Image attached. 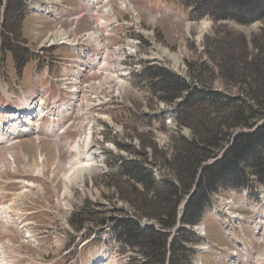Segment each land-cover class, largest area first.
<instances>
[{"label":"rangeland","instance_id":"374dc122","mask_svg":"<svg viewBox=\"0 0 264 264\" xmlns=\"http://www.w3.org/2000/svg\"><path fill=\"white\" fill-rule=\"evenodd\" d=\"M65 1L76 4V0ZM128 1L130 2V6ZM213 1L215 3L214 6H217L221 0ZM110 4L115 9L114 15L119 18L118 20L122 21L123 13L118 8L120 6V0H110ZM127 5L131 14L125 15L132 16L134 14L140 21L137 26L141 34V40H138L140 42L139 47L142 50L138 55L140 61L145 63L153 60L152 62L155 63V60H158V65L156 66L168 70L185 80L187 79L191 85H196L193 83L195 80H193L194 76L191 74V65L194 68L195 65L205 64L209 66L207 67L210 71H214L215 73L213 76L210 73L207 74V76L211 75L212 79L209 82L213 89L230 96H239L241 95L239 87L241 79L239 78L243 72L241 62L244 60L247 61L248 59L250 61L251 58L253 62L257 58L264 60V19L247 25L239 24L235 20L215 21L209 16L195 20L191 18L189 9L182 6L178 0H127ZM211 6L213 5L211 4ZM18 13L19 9L17 10L15 8L9 13V17L13 19H9L4 25L2 22V28L5 27L3 29L5 30V39L2 37L1 43H7V38L11 40L17 49H20V43L13 42L15 39V29L11 27L10 23L11 21H15ZM38 19H40L38 16L30 14L26 20L25 18L23 19V22L24 20L25 22H22L20 27V32L25 37L23 38L22 35V38L32 50L36 49L38 43L35 40V31L39 23L38 21H40ZM82 22L81 30L93 28L92 21L90 26L89 17L84 18ZM131 22L134 24L135 21L131 19ZM54 26L56 28L54 23L49 22L45 26V30L41 33V36H44ZM116 32L121 34V36L130 35L126 28H118ZM79 34L85 35V32ZM54 38L56 39L57 36ZM254 40H256V43ZM112 41L113 46L118 43H125L118 37L113 38ZM49 42L51 43L52 40H49ZM131 42L132 40L129 43ZM96 44L98 45V43ZM98 46L101 45L99 44ZM129 46L123 49L125 50ZM57 52L65 58L72 57L70 49L62 47L58 48ZM85 52L86 54L90 53L93 59V55L95 54L88 51ZM233 66L236 69V73L234 74L236 79L233 80V83H227L228 79L226 77L231 75ZM36 70L37 63L33 61L25 67L22 83L25 90H31L35 87L34 75ZM18 76L19 74H17L15 69L11 53L8 51H0V91L3 88L6 89L8 86L6 90L13 93V83L14 80H18ZM95 77L99 79V85L95 83L97 81L90 82L91 92L96 94L97 92H101V88L103 91L108 90V86L104 83V80L100 76L95 75ZM150 81L151 79L148 76H144L143 78L139 77L137 80H134L133 87L126 90L129 84L124 91L121 90L123 100L118 102L115 109L112 110L110 114L111 120L105 124V130L102 132L104 143L101 144L103 151L106 153L107 160L110 158L111 163L116 164L126 159H136L137 157L151 172L154 173V170H157L159 173H165L167 177H170L167 171L169 170V166H164L166 170L161 168L158 165L159 159L161 157L166 160L171 159L174 153L172 148V145H174L173 140L179 136L190 139L193 135L194 128L193 126L180 127L177 120L180 112L178 109L177 112L170 111L173 108V104L160 102L159 98H154L153 96H146L147 91L143 83H147L148 85ZM125 91H127L126 95ZM188 93V91L183 92L182 97L173 102L180 103L184 101ZM162 95L159 94L160 97ZM4 98L0 92V101L3 102ZM159 113H165V116ZM153 115L156 116L153 118L151 117ZM23 139L21 143L15 144L14 146L0 145V167L7 166L5 165L4 158L12 152L15 155L17 165L19 164L20 171H18L20 175L24 174L22 167L26 163L27 154H29V164H32L31 168H36V164L38 165L39 163L36 160L38 149L30 143L31 141H24ZM61 139L62 141L59 140V137L45 139L41 145L42 150L40 152H42V157H46L42 172L45 173V176L41 179H34L32 182L34 185H37V188L39 187L38 189L43 191V196L38 191H31L30 195H27L29 192L19 191L18 186H9L10 191L14 189L18 192V195L21 193L20 196L17 195L19 203L25 198H29L24 206L26 211H35L33 217L38 226L35 229L37 235L34 238L42 247L35 246V242L22 245V250L31 252V256L35 257V264H51L54 261H57V264H63L64 251L68 248H75L77 250L78 244L80 248L82 243V241L79 243L80 239L85 238L87 235L93 236L95 233H99V236L102 234V236H108V239L116 241L115 237L118 236L116 230L119 231L116 224H118L120 218H134L140 221L141 225L160 227L159 221L149 216L151 212L148 213L147 210H144L147 215L142 216V213L137 209V207L143 208V195L141 198L133 195L134 191L131 189L130 183H128L126 178L121 176L109 177L105 170L95 167L91 175L85 176L81 180L83 182H79L78 185V182H76L78 176L69 173L72 172L73 163L78 164L79 161L85 163L86 160H82L78 156L79 150L77 151L78 154L73 151L76 153L74 154L70 152V148L75 146L81 138L77 133H71L67 136H62ZM108 144L113 145L111 146L113 150L107 147ZM121 145H125L126 147H122ZM56 150L59 151V154ZM115 150L117 153H114ZM139 151L144 152L146 156H139ZM112 153L116 156L115 160L111 157ZM222 155V153L219 154L212 161L217 160ZM8 167L0 172V184H3L2 181L17 178L16 175L10 172L12 169H8ZM106 167L108 168V166ZM252 180L255 181L254 176H252ZM67 188L69 190L68 192L66 191ZM226 196L225 193L217 195L216 201L228 210L229 205L234 200L229 201L226 199ZM237 201L239 204L241 203L240 199H237ZM151 203L154 205L156 202L152 201ZM227 205L228 207H226ZM248 208L240 207L239 210L246 212ZM246 217L247 219L243 217L245 220L244 224L257 223L251 214H248ZM73 218L76 224L73 223ZM258 223H260L259 220ZM203 224L206 225V228L203 230L204 232L202 231V234H199L201 239L204 240L207 238L218 247H232L231 243H229L230 245L228 244L230 240L225 233L226 228L217 219L214 217L210 220L206 219ZM2 225H0V236L13 238L12 240L14 242H19L24 239V232L22 233L14 228L9 230L5 227L4 222H2ZM109 226L113 229L111 230ZM177 227L178 224L175 229ZM263 231L264 226L261 227L259 237L263 236ZM249 233V244L253 248L252 257L256 258L257 254L263 252L264 243L259 245L258 241L256 239L254 240V232L250 231ZM52 237L57 242L56 246H51ZM117 239L119 240L118 237ZM26 242H30V240L23 241V243ZM203 243L199 242L193 245V248L196 246L199 247ZM1 245L0 242V248H2ZM101 245L104 246V243L102 242ZM37 247H40V249H37ZM93 247L94 245H90L88 248L93 249L91 251L94 253L95 248ZM98 255L93 258L97 257L99 259L101 254ZM87 256L88 253L85 252L84 257L87 258ZM240 256L241 261L249 260L246 255L243 256V254H240ZM105 259L104 264L145 263V258L141 252L126 246H111L109 251H106ZM194 259L196 262L203 260V264H220L217 261L209 260L208 257H205V260L204 255L202 256L200 253H197ZM204 260L206 263H204ZM97 261L94 264H101L104 260Z\"/></svg>","mask_w":264,"mask_h":264},{"label":"trees","instance_id":"16d2710c","mask_svg":"<svg viewBox=\"0 0 264 264\" xmlns=\"http://www.w3.org/2000/svg\"><path fill=\"white\" fill-rule=\"evenodd\" d=\"M178 1L192 9L191 17L194 19L209 16L215 21L235 20L245 25L264 19V0H221L217 6L213 0ZM15 8L19 13L10 23L15 29L13 42L20 43V49L7 38V43H1V38L5 39L2 22L4 25L13 19L9 13ZM25 11V0H0L1 51L12 54L19 72L31 57L30 50L21 45L24 41L20 27ZM241 65L239 96L213 89L209 80L215 73L205 64L194 68L191 65L196 85L158 66L150 67L145 73L151 79L148 87L155 94H163L160 99L165 100L164 103L175 104L173 101L182 97L183 92H189L178 104L180 114L177 120L180 127L193 126L194 130L190 139L179 136L173 140L174 153L170 161L163 157L159 159L161 168L169 166L170 177L159 172L156 173L159 177H156V170L151 172L137 157L125 161L119 172L108 175L126 178L133 195L139 198L143 195V208L137 207L142 216L147 215L144 211L147 210L151 212L149 216L159 221V228L142 226L134 218H120L116 224L121 243L141 252L144 264H192L196 256L193 245L201 241L193 227L204 220L211 197L218 192L248 186L253 181L252 176L264 185V60L257 58L253 62L251 58ZM234 66L231 75L226 77L227 83L236 79ZM209 73L211 75L207 76ZM221 153L220 159L205 166ZM138 154L146 156L144 152L139 151ZM195 186L194 194L182 210L181 226L174 233L179 222V207ZM152 201L156 203L153 205ZM73 223L76 224L74 218Z\"/></svg>","mask_w":264,"mask_h":264},{"label":"bare ground","instance_id":"6f19581e","mask_svg":"<svg viewBox=\"0 0 264 264\" xmlns=\"http://www.w3.org/2000/svg\"><path fill=\"white\" fill-rule=\"evenodd\" d=\"M120 1H121L120 2L121 8H123L124 6L126 8H128L127 7L128 6L127 0H120ZM52 3L56 4L57 1L52 0ZM108 12L114 14L115 9L113 8L112 4H109ZM56 36H57V38L55 39L54 37H56ZM49 40L50 41L52 40V42L57 41V40H62V41H66L67 43L73 44V45H79L82 43L81 41H89V42H96L99 45V34L95 30H92V31L90 30V31L85 32V35H81V34H79V32H77L76 29L68 30L64 27V28H61V30H57V32L55 34L51 33ZM139 44H140V42H138V40H135V41L131 42L130 46L127 49L124 50L122 48L121 50H119L115 54L117 62H115V61L112 62L107 69L101 68L98 71V73L94 74L93 76H90V74H89L90 70H92V69L86 71V73L84 75L79 77V69L76 70V69H73L70 67L69 68L70 73L65 76V82H63V85H62L63 89L66 90L67 92H70V93L72 92L71 87H72V89H74L77 100L73 101V102L76 103L79 107V95L82 94V92H84L85 90L91 91L90 90V82L97 81L95 83L98 84L99 79L97 77H95V75L100 76L104 80V83L108 86V90L103 91V89L101 88V92H97L96 94L92 93V95L90 96V98H91L90 104L92 107L97 109V111H100L99 113H101V111L106 110L108 108L110 109L111 107H113V101H116L122 95L121 90L124 91L125 88L131 83L133 77L136 74H142L145 70V67L147 66V63L146 62L142 63L140 61V57H138V55L140 54ZM87 54H89V53H87ZM87 54L85 57L88 59V61H92L90 54L89 55H87ZM134 58H137V59H134ZM152 61L153 60L149 61L150 65L155 64ZM98 63H101V62H98ZM98 63L94 62L95 66L98 65ZM35 104L36 105H38V104L43 105V101L41 99H37ZM68 104H71V103H68ZM46 107L50 108V105L47 103ZM85 118H87L86 115H85ZM22 134H24V133H22ZM31 135H33V134H31ZM31 135H30V133H28L27 136H24V137L28 138ZM2 136H3V140L2 141L0 140V145H4V143L8 144V143L12 142L11 137H13V136H7L4 134H0V138ZM86 138H87V135L84 136L83 138H81L76 143V145L70 149V151H75L77 154H78L77 151L79 150L78 156H80V158H82V160H86L85 163L79 161L78 164H79L80 168H79V166L77 167L78 164L73 163L72 166L73 165L74 166L72 168V172L69 173V174L73 173L76 176H78V179H76V182H78L77 183L78 185H79V182L80 183L83 182L81 180H83V178L85 176L91 175L92 171L97 166L95 164L96 161L93 160V156L95 154L92 153L91 151L90 152L87 151V147H88L87 144L85 145V148L84 149L82 148V150H81V145L85 144L86 140H84V139H86ZM56 152H57V150H56ZM10 153L6 158H4V162H6V164L5 163L4 164L7 165V166H3L4 168H7L8 166L13 167V168L16 167V165H15V161H16L15 159L16 158L13 155L14 153L13 154H12V152H10ZM45 159H46V157L41 156L40 161H39L40 164L38 163L39 166L36 164V168H34V170L32 168V170L36 171V169H37L38 173L42 174L43 164H44ZM68 177L70 178V176H68ZM66 191L67 192L69 191L68 188L66 189ZM234 203H235V207H234ZM231 207H232V209H238L239 210L240 207H247V206L245 205V203L239 204L238 201L234 200L232 202ZM230 210H231V208H230ZM5 215L8 218L6 210L3 213V216H5ZM244 218L247 219V217H244ZM4 224H6V223H4ZM6 228H8V227H6ZM262 235H263L262 237H258L259 240L264 239V231H263ZM28 237H30V236L29 235L25 236V238H27V240H30V241L34 240L31 238L29 239ZM0 251L3 252V249L0 248ZM92 259H93V261L91 264L97 263L98 262L97 260L100 261V258L97 259V257L92 258Z\"/></svg>","mask_w":264,"mask_h":264},{"label":"water","instance_id":"95a60500","mask_svg":"<svg viewBox=\"0 0 264 264\" xmlns=\"http://www.w3.org/2000/svg\"><path fill=\"white\" fill-rule=\"evenodd\" d=\"M215 161H216V160H213V161L210 160L209 162H207V163L205 164V166L210 165V164L214 163ZM195 190H196V186L194 187L193 191L191 192V194H190L189 197L187 198V201H188V199L190 198V196L194 194ZM187 201L184 203V206H185V204L187 203Z\"/></svg>","mask_w":264,"mask_h":264},{"label":"built area","instance_id":"2783aa9c","mask_svg":"<svg viewBox=\"0 0 264 264\" xmlns=\"http://www.w3.org/2000/svg\"><path fill=\"white\" fill-rule=\"evenodd\" d=\"M122 100H123V95H121L116 101H113V107L115 106V103L120 102Z\"/></svg>","mask_w":264,"mask_h":264}]
</instances>
